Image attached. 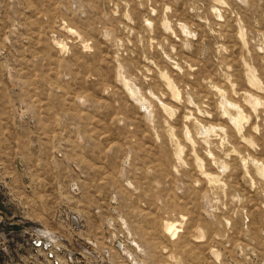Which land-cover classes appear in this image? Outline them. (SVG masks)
I'll use <instances>...</instances> for the list:
<instances>
[{
    "label": "rangeland",
    "instance_id": "1",
    "mask_svg": "<svg viewBox=\"0 0 264 264\" xmlns=\"http://www.w3.org/2000/svg\"><path fill=\"white\" fill-rule=\"evenodd\" d=\"M0 264H264V0H0Z\"/></svg>",
    "mask_w": 264,
    "mask_h": 264
}]
</instances>
